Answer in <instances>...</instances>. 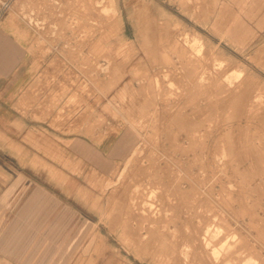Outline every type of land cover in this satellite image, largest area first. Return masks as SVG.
Here are the masks:
<instances>
[{
	"label": "rangeland",
	"instance_id": "rangeland-1",
	"mask_svg": "<svg viewBox=\"0 0 264 264\" xmlns=\"http://www.w3.org/2000/svg\"><path fill=\"white\" fill-rule=\"evenodd\" d=\"M25 2L0 264H264V0Z\"/></svg>",
	"mask_w": 264,
	"mask_h": 264
},
{
	"label": "crops",
	"instance_id": "crops-1",
	"mask_svg": "<svg viewBox=\"0 0 264 264\" xmlns=\"http://www.w3.org/2000/svg\"><path fill=\"white\" fill-rule=\"evenodd\" d=\"M26 3L28 5V2H25V5ZM21 8L20 10H23L25 6ZM13 23L7 25L6 30H0V124H4L0 129L5 131L13 130L11 123L18 112L15 108V97L24 84L21 82L27 80L30 71L27 40H24L25 36L18 24L14 20ZM16 28L22 35L13 32Z\"/></svg>",
	"mask_w": 264,
	"mask_h": 264
},
{
	"label": "bare ground",
	"instance_id": "bare-ground-1",
	"mask_svg": "<svg viewBox=\"0 0 264 264\" xmlns=\"http://www.w3.org/2000/svg\"><path fill=\"white\" fill-rule=\"evenodd\" d=\"M22 4V3H21ZM24 5V3L21 5V6H23ZM26 7V6H25ZM23 12H25V11H23ZM23 12H21L20 14H17L16 13V16L17 17H20L21 16V14L23 15ZM25 15V14H24ZM24 15H23V17H24ZM16 16H14L13 14L12 15H10V19L8 20V25H13L14 23H13V20H14V18H16ZM28 18H29V15L27 16ZM26 17V18H27ZM34 17V16H33ZM21 18H22V16H21ZM33 19V18H32ZM28 20V19H27ZM34 22V21H33ZM15 34H19V35H22L21 34V32L18 30V28H16V29H14V31H13Z\"/></svg>",
	"mask_w": 264,
	"mask_h": 264
}]
</instances>
